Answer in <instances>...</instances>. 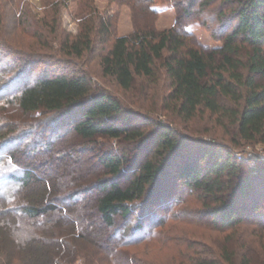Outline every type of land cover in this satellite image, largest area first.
<instances>
[{"label":"trees","instance_id":"1","mask_svg":"<svg viewBox=\"0 0 264 264\" xmlns=\"http://www.w3.org/2000/svg\"><path fill=\"white\" fill-rule=\"evenodd\" d=\"M214 1L218 0H175L181 13L172 27L157 30L149 24L137 27L127 35H115L111 21L97 12L91 0H81L82 17L88 26L86 29L81 27L73 38L60 41V48L63 53L82 57L94 50L99 34L104 39L101 42L107 45L100 58L102 72L112 76L125 91L132 90L139 78L154 79L156 64L161 61L170 80L169 89L162 98L164 108L173 111L183 122H189L202 110H209L212 114L230 112L240 138L264 142V0H221L220 16L226 17L228 14L224 10L232 9L235 24L225 32L220 47L206 49L201 47L187 26L195 19L196 13L201 14ZM58 2L47 0L51 6ZM140 2L144 10L157 12L153 7L154 0ZM94 14H98L97 22L93 21ZM21 15L26 17L27 14L23 11ZM42 21L49 23L46 19ZM3 29L4 18L0 9V34ZM29 61L20 62V65L29 64ZM222 99L239 104V107L228 109ZM8 103L18 105L28 116L61 114L62 118L70 120L72 131L81 140L96 142L102 135L132 143L119 152L112 146L103 150L99 162L107 176L92 180L88 187V190L99 192L96 207L105 226H117L118 217L127 225L137 205L144 204L147 210L157 206L160 198L162 201L167 199V195H157V189L164 177L179 165L177 161L183 157V149L187 146L185 136L172 125L159 124L150 135L153 138L148 147H142L150 137L140 126H134L135 118L123 101L95 88L88 73L69 70L40 73L31 84L27 83L8 99ZM120 116L124 121H119ZM36 118L43 131L55 127L56 123L51 125L45 119ZM6 129L5 125L0 130L1 139L10 137ZM18 129H13V135ZM53 146L54 141H46L44 149L50 151ZM139 146L141 149L136 150ZM19 149L18 146L0 156V264H152L147 258L149 250L146 248L142 253L141 247L156 246L163 241L172 243L178 238L180 247L189 242L190 236L185 233L174 235L162 230L163 223L193 219L176 212L157 225L153 224L147 234L136 233L145 224L146 211L143 210L144 221L139 220L131 232L125 227L118 228L112 235L113 244L105 249L101 240L87 231L82 218L68 220L65 226L59 219L56 225L60 230L55 232L49 228L47 235L44 232L33 234L22 245L11 232L21 222L19 215L33 219L52 216L57 211L68 215L69 207L65 203L73 205L80 190L59 191L48 178L37 177L31 165H19ZM212 150L208 149L204 155ZM134 151L138 154L131 156L130 152ZM201 162L203 159L192 160L187 156L185 164L176 169L180 180L186 188L198 192L200 199L208 198L215 203L212 206L204 202V217H211L214 224L223 228L237 226L244 219V213H241L244 207L238 204V199L249 195L252 174L258 175V171L251 166V174L245 162L233 161L230 153L224 161L208 160L206 167L201 166ZM32 180L41 181L44 191L27 200L26 191L31 193L29 184ZM123 180L126 183H122ZM196 214L199 216L197 211ZM4 218L12 222L7 225ZM155 240L157 243L153 242ZM199 264L212 263L203 260Z\"/></svg>","mask_w":264,"mask_h":264},{"label":"rangeland","instance_id":"2","mask_svg":"<svg viewBox=\"0 0 264 264\" xmlns=\"http://www.w3.org/2000/svg\"><path fill=\"white\" fill-rule=\"evenodd\" d=\"M58 1L56 9V5H48L47 0H0L4 18V29L0 34V130L6 125L5 131L10 136L0 138V151L4 152L0 156L19 146V165H31L37 177L43 180L48 178L59 191L77 188L80 195L73 201V205L65 203L69 207V213L65 216L60 211L52 216L35 219L19 215L21 222L16 224L17 228H13L12 234L23 245L33 234L44 232L47 235V229L55 232L60 230L56 225L59 219H62L61 223L65 226L69 223L68 220L82 218V224H87V231L101 240L105 249L113 244L112 235L118 228L125 227L128 232L136 229L139 220L144 218L143 210L146 211L145 224L141 231L136 232L140 235L147 234L153 224L157 225L172 212H176L193 219L163 223L165 225L162 230L164 233L173 232L174 235L185 233L184 235L190 236V240L183 247L179 246V238L172 240V243L163 241L155 244L156 246L141 247L142 253L146 252V248L149 250L147 258L152 264H199L203 260L212 264H264V142L240 138L236 133L235 118L230 112L212 114L209 110H202L189 122H183L173 111L164 108L162 98L169 89L170 80L161 61L156 64L154 79L139 78L132 90L125 91L112 76L102 72L100 58L107 45L101 42L104 39L99 34L92 52H87L82 57L63 53L60 41L66 37L73 38L81 31V27L86 29L88 24L82 17L81 0ZM220 3L221 0L214 1L201 14L196 13L195 19L187 26V30L203 48L220 47L225 32L235 24L232 9L226 8L224 11L228 15L224 18L220 16ZM91 4L97 8L98 13L111 21V29L115 35H127L137 27L149 24L157 30L170 28L175 25L181 13L175 0H154L156 13L144 10L140 0H91ZM23 11L26 12V17H22ZM97 15L94 14L93 21L97 22ZM43 19L49 22L48 25ZM95 29L98 30V27ZM9 46L13 52L9 50ZM27 59L31 60L27 66L20 65V62ZM33 61L36 63L32 64ZM64 70L88 73L95 88L122 100L135 118L134 126H140L147 137L154 133L159 124L172 125L185 136L187 146L183 149V157L177 161V168L185 164L187 156H191L192 160L203 159L201 166L206 167L208 160L214 158L224 161L229 153L233 161L245 162L251 174V166L255 167L258 175L252 174L249 195L238 199V204L244 207L243 211L240 210L244 213L243 221L235 227L223 228L214 224L211 217H204V202L212 206L215 203L208 198L200 199L198 192L186 188L176 168L177 170H171L164 177L157 189V195H167V199L162 201L160 198L157 206L148 207L147 210L144 209V204L135 205L136 211L127 225L125 220L118 217L117 226H105L96 207L99 192L96 189L88 190V187L92 180L107 176L104 166L99 162L103 150L112 146L119 152L129 144L132 146V143L102 135L96 142L81 140L72 131L70 120L62 118L61 114L43 113L41 116V113H37L28 116L22 113L18 105L8 103V99L14 97L27 83L31 84L40 73ZM222 104L228 109L239 107V104L226 99H222ZM36 117L49 121L51 125L56 123L55 127L43 131ZM119 118V121H124L122 116ZM16 127L20 129L13 135ZM152 138L142 147L147 148ZM46 141H54L52 150L44 149ZM139 148L141 146L135 149ZM211 148L213 150L205 156V152ZM134 152H130L131 156L138 154ZM122 183H126V180ZM29 189L31 193L26 191L27 200L44 191L42 182L36 180L30 182ZM87 190L91 192L88 193ZM253 205L257 208H252ZM4 222L8 225L12 221L6 218Z\"/></svg>","mask_w":264,"mask_h":264}]
</instances>
